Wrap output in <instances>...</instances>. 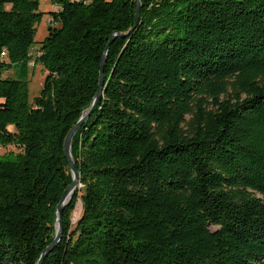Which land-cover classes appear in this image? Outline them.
Segmentation results:
<instances>
[{"label": "trees", "instance_id": "1", "mask_svg": "<svg viewBox=\"0 0 264 264\" xmlns=\"http://www.w3.org/2000/svg\"><path fill=\"white\" fill-rule=\"evenodd\" d=\"M0 0V264H264V0ZM3 54V55H2ZM30 62L38 96L4 77ZM11 128V129H10Z\"/></svg>", "mask_w": 264, "mask_h": 264}, {"label": "water", "instance_id": "2", "mask_svg": "<svg viewBox=\"0 0 264 264\" xmlns=\"http://www.w3.org/2000/svg\"><path fill=\"white\" fill-rule=\"evenodd\" d=\"M134 1H135L134 26H136L139 22V19H140L141 2H140V0H134ZM132 30H133V28L124 34L113 33L110 36L108 43L106 44V47L104 49L102 59L100 61L97 89H96V93L92 99V102L90 104V107L87 110V112L85 114H83L78 119L76 124L72 128H70V130L67 132V134L64 138L63 150H64V155H65L66 161L68 163V167H69V171H70V174L72 177V181L64 190V192H63V194H62V196H61V198H60V200L56 206L54 238H53L52 242L42 251V253L40 254V256L36 262V264H42L44 258L46 256H48L53 251V249L58 245V243L60 242V240L62 238V232H63V225H62L63 207H64V205H66L69 202V200L71 199L75 190L80 186L79 172L77 171V169L75 167V162L73 160L72 153H71V143H72V139H73L75 133L78 131V129L81 127V125L83 123H85L90 118V116L95 111V109L99 103V100L102 96V90H103V85H104L103 71H104V65H105V60H106V55H107L108 49H109L110 45L112 44V42L116 38H119V37L127 38L128 35L132 32Z\"/></svg>", "mask_w": 264, "mask_h": 264}, {"label": "rangeland", "instance_id": "3", "mask_svg": "<svg viewBox=\"0 0 264 264\" xmlns=\"http://www.w3.org/2000/svg\"><path fill=\"white\" fill-rule=\"evenodd\" d=\"M38 3V11L43 13L35 25V34L34 41L35 43L32 46V51L38 48L39 42L47 35V20L49 18V13L53 12L54 4L49 0H35ZM34 63V62H33ZM4 77H13L15 79H25L28 81V99L31 101L34 97L38 96L44 82V77L46 76V71L43 67L36 63L35 65H28L23 72L22 69H11L3 74ZM11 129V128H10ZM9 152L17 153L18 149L14 146H7L6 148H0V156L6 155ZM81 186L76 190L78 191ZM81 213V201H80V192L77 193V199L73 203V207L68 214L69 223L72 225L75 224Z\"/></svg>", "mask_w": 264, "mask_h": 264}, {"label": "built area", "instance_id": "4", "mask_svg": "<svg viewBox=\"0 0 264 264\" xmlns=\"http://www.w3.org/2000/svg\"><path fill=\"white\" fill-rule=\"evenodd\" d=\"M49 1H51V0H49ZM54 11H58V8L54 7ZM52 23H53V20H52L51 17H49L48 20H47V25H51ZM29 65L31 66V65H34V64H33V62H30Z\"/></svg>", "mask_w": 264, "mask_h": 264}]
</instances>
